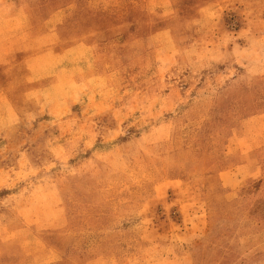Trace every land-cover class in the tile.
Wrapping results in <instances>:
<instances>
[{
    "label": "rangeland",
    "instance_id": "rangeland-1",
    "mask_svg": "<svg viewBox=\"0 0 264 264\" xmlns=\"http://www.w3.org/2000/svg\"><path fill=\"white\" fill-rule=\"evenodd\" d=\"M0 60V264H264V177L221 179L264 114V0H0Z\"/></svg>",
    "mask_w": 264,
    "mask_h": 264
},
{
    "label": "crops",
    "instance_id": "crops-1",
    "mask_svg": "<svg viewBox=\"0 0 264 264\" xmlns=\"http://www.w3.org/2000/svg\"><path fill=\"white\" fill-rule=\"evenodd\" d=\"M2 61L0 60V63ZM46 63L45 55H35L26 59L27 85L39 84L49 79ZM0 115L8 116L12 120L19 118L18 112L10 106L9 101L5 100L1 93ZM225 153L226 157H235L238 162L234 168L221 175L229 196L234 194L239 196L240 193L248 195L257 193L259 182L264 177V114L243 120ZM0 238L5 240V232L2 228H0ZM8 239L11 238L8 237Z\"/></svg>",
    "mask_w": 264,
    "mask_h": 264
}]
</instances>
